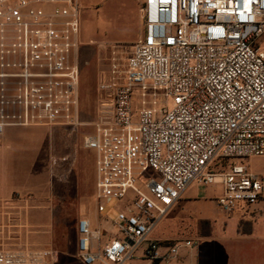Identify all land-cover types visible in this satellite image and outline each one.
<instances>
[{
    "label": "built area",
    "instance_id": "2783aa9c",
    "mask_svg": "<svg viewBox=\"0 0 264 264\" xmlns=\"http://www.w3.org/2000/svg\"><path fill=\"white\" fill-rule=\"evenodd\" d=\"M144 35L98 43L94 131L98 214L113 232L78 224L82 264H194L198 239L157 229L189 187L221 184L217 208L231 214L264 196V180L222 159L264 155V0H144ZM79 0H0V146L10 127L77 126L82 45ZM109 55V56H108ZM0 264H52L45 254Z\"/></svg>",
    "mask_w": 264,
    "mask_h": 264
},
{
    "label": "rangeland",
    "instance_id": "374dc122",
    "mask_svg": "<svg viewBox=\"0 0 264 264\" xmlns=\"http://www.w3.org/2000/svg\"><path fill=\"white\" fill-rule=\"evenodd\" d=\"M79 1L82 6L80 124L41 127L43 130L34 139V154L41 160H35L34 167L27 170H32L31 188L0 195V249L17 257L41 252L52 264H82L77 258L80 219H91L95 229L114 230L105 218H115L118 202H112L106 212L97 213L94 198L96 155L94 150L85 148L83 142L84 137L94 131L97 74L107 63L102 59L107 56L105 50L98 43L124 46L128 52L144 35L141 13L144 0ZM235 164L246 165L250 172L264 180V155L222 159L212 166V170L223 174ZM4 177L11 182H24L29 178L2 173L1 178ZM222 195L221 184H192L185 194L190 203L182 202L176 206L163 220L156 235L173 239L195 238L206 232L208 226H213V230L216 226L224 229L232 222L222 220L226 216L214 202ZM253 206L254 212L248 220L256 222L259 214L264 224V196ZM208 216L220 219H209Z\"/></svg>",
    "mask_w": 264,
    "mask_h": 264
},
{
    "label": "crops",
    "instance_id": "0c3cea01",
    "mask_svg": "<svg viewBox=\"0 0 264 264\" xmlns=\"http://www.w3.org/2000/svg\"><path fill=\"white\" fill-rule=\"evenodd\" d=\"M41 127H10L6 130L3 145L0 146V195L31 188L32 170H27L34 167L35 160H41L39 155L34 154V139L43 130ZM2 173L4 176L29 178L24 182H11L6 177L2 179ZM185 194L179 204L190 203ZM260 206L261 202L257 208L260 209ZM253 212V205L241 206L231 214L222 212L226 216L222 220H230L232 223L222 230L219 226L213 230L211 226L209 234L202 233L195 237L198 244L192 253H185V261L194 264H264V224L259 214L256 222L248 220ZM207 218L220 219L215 216Z\"/></svg>",
    "mask_w": 264,
    "mask_h": 264
},
{
    "label": "trees",
    "instance_id": "16d2710c",
    "mask_svg": "<svg viewBox=\"0 0 264 264\" xmlns=\"http://www.w3.org/2000/svg\"><path fill=\"white\" fill-rule=\"evenodd\" d=\"M206 223L208 224V225H210V223H209V221H206ZM210 226H208V229H207V231L206 232H204V234H209L210 233Z\"/></svg>",
    "mask_w": 264,
    "mask_h": 264
}]
</instances>
